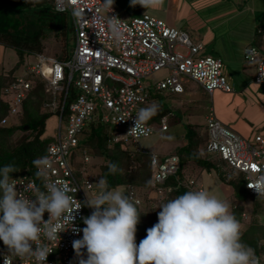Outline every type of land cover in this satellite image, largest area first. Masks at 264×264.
Here are the masks:
<instances>
[{"label":"built area","instance_id":"2783aa9c","mask_svg":"<svg viewBox=\"0 0 264 264\" xmlns=\"http://www.w3.org/2000/svg\"><path fill=\"white\" fill-rule=\"evenodd\" d=\"M52 7L55 12L69 13L73 28V50L67 60L35 54L38 62L26 65L22 71L33 72L43 80L44 90L52 97L51 101L42 103L43 107L51 106L56 109L58 103L55 102V93L63 90L53 140L48 143L41 158H46L51 165L47 170V180L67 183L73 189L69 195L75 197V203H81V208L74 210L72 227L60 232L56 241L47 239L42 233L36 244L51 251L43 264H79L80 257L76 255L72 245L74 240L82 238L83 233H76L72 228L83 229L86 226L83 222V217H86L84 211L89 216L90 207L87 206V198L84 195L85 190L90 191L93 184L87 178H75L70 155L71 150L78 144L77 135L80 129L95 108L98 107L100 111L99 118L116 130L112 134V140L135 142L139 138L147 137L132 127L140 110L138 105L147 101L148 84L144 81L150 74L165 70V75L155 81L153 87L155 90L171 93H181V83L187 80L192 81L208 95L214 90L231 92V86L221 72L220 58L198 56L202 49L201 44L191 42L184 32L167 25L159 18L143 13L123 19L114 6L111 9L106 5V0H52ZM114 25H118V31H114ZM242 56L253 64L252 81L255 84L264 83V56H261L252 44L243 48ZM46 67L49 68L47 74ZM74 72L77 78L72 84L76 93L68 105L62 130L61 109ZM64 80L65 86L62 84ZM29 87L24 77L16 76L3 88L8 117L16 116L20 112L21 102ZM204 119L205 151L210 155L219 156L228 167L237 171L246 192L258 196L248 184L264 176V136L254 134L250 140L243 138L217 120L211 108H208ZM6 121L7 117L4 116L0 123ZM145 127L152 129L149 135L154 132V126L149 121ZM166 127L164 117L160 118L158 129L163 131ZM79 156L82 163L89 160L83 149ZM177 167L178 158L175 154L169 153L159 160L154 154L150 157V169L155 183L161 184L167 176L176 172ZM156 176L161 179L155 180ZM12 178L18 190H22L23 185H30V191L27 193L29 196L35 197L47 191L46 179L43 176L41 187H37L36 182L25 175ZM188 184L195 191L202 190L193 180H188ZM168 190L169 188L161 185L155 187L158 198ZM20 194L25 193L21 191ZM126 194H130L132 202L136 205L140 204L141 199L133 188L128 187ZM258 197L262 198L264 224V196ZM241 217L244 218L245 213H241ZM44 219V225H47V213ZM51 223H56V220L53 219ZM35 247L33 244V248ZM259 251L260 256L257 255ZM259 251L255 254L260 264H264V239ZM81 252L86 259V249ZM5 260L7 264H38L35 256L21 258L0 247V264H5Z\"/></svg>","mask_w":264,"mask_h":264},{"label":"clouds","instance_id":"9594fccd","mask_svg":"<svg viewBox=\"0 0 264 264\" xmlns=\"http://www.w3.org/2000/svg\"><path fill=\"white\" fill-rule=\"evenodd\" d=\"M130 2L132 6L155 8L162 0ZM113 4L114 0H106L109 8ZM113 29L118 31V25ZM158 110L157 104L140 109L132 128L148 136L152 129L145 125ZM32 163L38 169L35 175L45 177L47 190L35 197L27 195L30 185L18 190L10 175L18 171L15 166L0 167V241L9 253L21 258L35 256L38 264H43L51 251L36 242L42 233L56 241L60 232L72 227L73 212L81 208V203H75V197L69 195L73 189L67 183L47 180L51 165L46 158ZM110 170L116 171L117 166L110 165ZM97 183L100 191L94 192L91 198L87 195L86 204L93 211L83 217L86 226L72 228L76 233H83L72 245L80 257L79 264H260L255 251L242 242V228L230 204L207 191L190 190L158 205L161 209L157 213L158 222L147 229L146 237L137 244L141 211L136 203L125 191L109 189L104 179ZM248 187L258 196H264V176ZM21 191L25 194L21 195ZM45 213L47 225H44ZM82 249H86V259Z\"/></svg>","mask_w":264,"mask_h":264},{"label":"trees","instance_id":"16d2710c","mask_svg":"<svg viewBox=\"0 0 264 264\" xmlns=\"http://www.w3.org/2000/svg\"><path fill=\"white\" fill-rule=\"evenodd\" d=\"M64 13L53 10L52 0H21L19 6L13 9L0 4V46L11 48L19 53L18 65H20L23 53L27 55L42 54L43 40L49 36L53 39L60 38L62 47L65 49L69 36L65 31ZM258 22L256 28L260 27L258 33L260 38L264 36V12ZM258 44L260 48H264L263 44H260V42ZM257 49L259 50V48ZM69 56L61 57V60ZM26 65L31 64L26 63ZM15 70L17 69L14 65L0 71V120L4 116L7 117L5 123H0V167L13 165L18 171L11 173L12 177L25 175L33 179L37 187H41V177L35 175L37 167L32 162L40 159L45 154L49 143V138L43 135L44 121L47 114L43 112L42 103L46 101L44 96L46 91L44 90L43 80L39 75L33 72L23 73V71L17 75ZM16 76L24 77L30 87L21 102L20 112L16 116L8 117L3 88ZM262 84L264 85V83ZM66 98L67 94H65L61 109V119L67 114L68 105L73 99L72 97L71 101L65 105ZM62 99L63 91H60L58 105L55 109L57 114L60 111ZM147 101V106L144 108L156 104L149 93ZM166 114H168V111L159 106L157 114L148 121L157 128L160 118L165 117ZM99 116L100 111L96 107L77 135L78 144L76 147L79 148V151L85 150L89 160L84 163L81 162L83 171L76 169L74 175L77 179L80 177L87 178L93 185H98L97 182L104 179L109 189L116 186H121L126 190L128 187L133 189L139 187L145 191V196L140 197L138 195L141 201L137 207L141 211V215L140 222L137 225V244L146 237L147 229L158 222L157 213L161 210L157 207L158 205L190 191L189 179L193 178L191 180H194L196 176L210 173L214 174L219 181L230 186L231 193L228 203L235 218L239 222L243 221L241 226L242 242L252 248L255 253L260 250L258 240L259 238L264 239V224L258 219L257 211L262 209V198L248 194L239 174L231 175L227 171V168H231L219 156L210 155L205 151V126L201 131L196 124H186L187 129L184 133L183 143L171 152L178 158L177 170L173 175L167 176L161 184H158L154 182L150 169L152 153H145L141 150L132 151L127 147L125 141L121 139L112 140V134L116 130L112 125L103 122ZM17 135L20 137L14 140ZM93 158H98L101 162H91L90 159ZM70 159L72 161V156ZM189 162L192 163L193 170L196 173L191 177H187L186 173L183 172L185 165ZM113 164L117 166L116 171L110 170V165ZM159 185L169 188L168 191L162 193L161 198H158L155 193V187ZM134 190L136 191V189ZM244 198L248 199L249 207L247 208L241 203ZM89 211L91 214L93 209L89 208ZM149 212H151L152 218L146 219ZM241 213L246 214L245 219L241 218ZM84 215L87 216L85 211ZM0 247L8 251L7 246L2 241H0Z\"/></svg>","mask_w":264,"mask_h":264},{"label":"rangeland","instance_id":"374dc122","mask_svg":"<svg viewBox=\"0 0 264 264\" xmlns=\"http://www.w3.org/2000/svg\"><path fill=\"white\" fill-rule=\"evenodd\" d=\"M113 6L123 19L140 16L144 11V8L140 5L132 6L130 0H114ZM63 15L66 23L65 31L69 36V40L65 49H63L60 38L56 37L57 39H53L49 38L50 36L45 38L43 40L44 48L42 55L47 58H54L58 56L57 58L61 60V57L64 58L69 56L73 50V28L70 16L68 12H65ZM255 15L257 17L255 20L256 30L259 23L258 19L261 14L255 13ZM187 33L191 37H195L194 41H199L198 32L187 30ZM236 42L240 41L237 40ZM250 42L258 47L260 55L264 56V48H260L258 46L259 37L257 33L252 36ZM200 43L202 49L197 54L198 56L209 55L212 57H218L222 61L221 72L228 84L231 86V92L225 93L219 90H214L212 95L209 96L190 80L181 83L183 88L182 93L177 94L163 90H155L153 87L154 82L163 77L166 71L158 70L150 74L145 78L144 82H147L148 84V93L153 101L168 111V114H166L164 118L167 129L165 131H157L156 129L155 134L139 138L135 142L125 141L127 147H129L132 151L141 150L145 151V153H155L157 159L161 157L160 155H168L173 152L177 146L183 143L184 133L187 129L186 124H196L199 126L200 130L203 131L205 126L204 116L207 114L209 107L212 108L217 120L235 131L237 134L241 135L243 138L250 140L254 134L264 136V85L255 84L252 81L254 76L253 64L243 59V47L241 48V46L238 47L237 44H233L229 51L228 46L227 48L225 45L221 47L214 44V42H208V39L205 41L204 38L200 41ZM244 44L247 45L248 42L243 43L242 45ZM68 58L64 60H67ZM18 62L19 53L11 48H3L0 46V71L6 70L15 65V68L17 69L15 70V73L19 75L21 74L22 69L26 66V63L31 65L36 64L38 62V58L35 55H27L23 53L21 55L20 65L17 64ZM48 72L49 68L46 67L45 73L47 74ZM76 78L77 74L74 72L71 83L68 86L65 105L71 101V98L76 93V89L72 84V81ZM62 84L65 86L66 81L64 80ZM59 94L60 91H56V103H58ZM44 96L46 101H51L52 97L49 92H46ZM147 103L148 101L141 103L138 107L142 109L147 106ZM43 112H46L47 114L44 121L43 135L49 138L50 142L53 140L58 116L57 112H55V108L51 106L44 107ZM64 116L61 120L62 130L65 125ZM19 137L20 136L18 135L15 136L14 140ZM71 153V166L73 167V170L78 169L83 171L81 167V158L79 156V148H73ZM90 161H93L94 163L101 162L98 158L90 159ZM194 171L192 163L189 162L185 165L183 172L186 173L187 177H191L194 174L196 175ZM227 171H229V173L233 176L237 174V171L233 169L227 168ZM199 181L202 183L204 191H207L210 195H215L217 197H219L220 194V199L228 202L230 196L228 195V192L230 188L225 183L219 181L214 174L202 175L201 180L199 179L198 182ZM113 189H117V187H114ZM118 189L121 190V187ZM134 189H136V192L140 197L145 196V191H143L142 188L134 187ZM99 191L100 187L98 185H93L90 191L85 190L84 196L87 198L88 195V197L91 198L94 192ZM123 191L125 190L123 189ZM223 193H225V195ZM241 203L246 208L249 207L247 198H244ZM257 216L258 219L263 222L262 209L257 211ZM150 218H152L151 212H149L146 216V219ZM262 241L263 238H259L258 245L261 244ZM260 253L261 251H259L257 255L260 256Z\"/></svg>","mask_w":264,"mask_h":264},{"label":"crops","instance_id":"0c3cea01","mask_svg":"<svg viewBox=\"0 0 264 264\" xmlns=\"http://www.w3.org/2000/svg\"><path fill=\"white\" fill-rule=\"evenodd\" d=\"M263 12L264 0H162V3L157 7L144 8L143 11L144 14L159 18L167 25L181 30L186 35L188 34L187 30L198 32L199 41H194L195 37L187 35L193 43L201 44L200 41L204 38L205 41L208 39V42H214V44L221 47L225 45L227 48L228 46L229 51L233 44H237L241 48L246 46L245 44L242 45L243 43L252 44L250 42L252 36L255 33L258 34L260 30V27L255 30V20L257 18L255 13L262 14ZM237 40L240 42H236ZM259 42L264 45V36L259 38ZM156 129L160 131L158 127H154L155 133ZM152 154L155 155V153ZM160 156L158 160L164 155ZM207 174L210 173H205V175ZM199 179L201 180V176L196 177L193 182L203 190L202 183L198 182ZM116 187L120 188L121 186ZM228 187L230 188V186ZM121 190H123V187H121ZM124 190L126 192V189ZM191 190L195 191L192 188ZM230 193L231 189H229L228 195ZM223 194L225 195V193ZM218 198H221L220 194ZM245 218L246 214L243 219ZM239 223L242 226L243 221Z\"/></svg>","mask_w":264,"mask_h":264},{"label":"water","instance_id":"95a60500","mask_svg":"<svg viewBox=\"0 0 264 264\" xmlns=\"http://www.w3.org/2000/svg\"><path fill=\"white\" fill-rule=\"evenodd\" d=\"M21 0H0V4L9 7L11 9L16 8L19 6Z\"/></svg>","mask_w":264,"mask_h":264},{"label":"snow or ice","instance_id":"6c2138e0","mask_svg":"<svg viewBox=\"0 0 264 264\" xmlns=\"http://www.w3.org/2000/svg\"><path fill=\"white\" fill-rule=\"evenodd\" d=\"M254 167V166H253Z\"/></svg>","mask_w":264,"mask_h":264}]
</instances>
